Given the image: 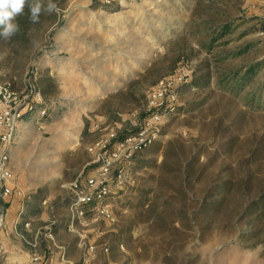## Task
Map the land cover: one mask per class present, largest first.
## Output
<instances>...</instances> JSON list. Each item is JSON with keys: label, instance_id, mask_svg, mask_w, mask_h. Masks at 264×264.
Wrapping results in <instances>:
<instances>
[{"label": "rangeland", "instance_id": "rangeland-1", "mask_svg": "<svg viewBox=\"0 0 264 264\" xmlns=\"http://www.w3.org/2000/svg\"><path fill=\"white\" fill-rule=\"evenodd\" d=\"M56 3L59 12L40 16L24 41L0 38V82L36 111L22 123L24 148L41 154L52 145L53 154L60 143L89 147L134 127L155 85L182 77L188 83L175 86L176 109L163 114L160 140L122 182L113 173L114 219L95 217L110 229L106 239L125 243L115 253L124 264H264V207L254 205L264 191V107L250 97L264 98V0ZM231 20L229 42L207 50L210 34ZM258 62L238 94L217 86ZM37 86L48 88L46 97ZM227 179L226 200L210 210ZM86 181L70 185L73 219L76 185Z\"/></svg>", "mask_w": 264, "mask_h": 264}, {"label": "crops", "instance_id": "crops-1", "mask_svg": "<svg viewBox=\"0 0 264 264\" xmlns=\"http://www.w3.org/2000/svg\"><path fill=\"white\" fill-rule=\"evenodd\" d=\"M22 123L10 150L14 190L6 197L0 193V264H29L34 253L48 257L51 264H124L115 253L124 250L125 243L106 239L110 229L101 221L104 218L99 221L89 211L73 219L69 212L70 185L95 176L89 144L60 143L53 154L52 145L45 148L48 152L30 153L22 143ZM114 186L107 199L111 209ZM49 223L52 237L46 236ZM29 241L40 243L33 248ZM90 245L93 253L86 249Z\"/></svg>", "mask_w": 264, "mask_h": 264}, {"label": "built area", "instance_id": "built-area-1", "mask_svg": "<svg viewBox=\"0 0 264 264\" xmlns=\"http://www.w3.org/2000/svg\"><path fill=\"white\" fill-rule=\"evenodd\" d=\"M183 79L179 76L163 78L155 85L148 97L146 116L140 122L135 135L116 142V131H110L88 147L97 166L95 176L88 178L86 184L81 187L76 185L77 190L72 202L74 217H85L90 211L99 217L114 219L113 209L107 202L111 193L113 173L116 172L114 179L122 182L129 176L128 169L134 157L160 140L163 134L162 116L165 112L176 109L174 90L178 84L188 83ZM33 107L29 102L20 106L19 97L12 86L0 82V193L3 197L11 195L14 190L10 150L19 124L24 119L34 118L36 111ZM45 113L46 111H41L42 116ZM46 236L52 237V234L49 232ZM39 243L40 241L28 242L33 248H37ZM86 249L91 253L95 251V247L91 245L86 246ZM104 251L108 252V248H104ZM47 258L34 253L29 264H51Z\"/></svg>", "mask_w": 264, "mask_h": 264}, {"label": "trees", "instance_id": "trees-1", "mask_svg": "<svg viewBox=\"0 0 264 264\" xmlns=\"http://www.w3.org/2000/svg\"><path fill=\"white\" fill-rule=\"evenodd\" d=\"M44 3L46 4L47 0H44ZM102 5H105V3H102ZM17 22L21 25V31H20V33H18L16 36H14L10 40L12 42L13 41H24L26 39V37L28 36V31L32 27V23H30L28 20V9L27 8L25 9V14L23 16L17 17ZM217 27L219 30L214 31L213 34H210V37L208 38V40L203 43L204 45H206L205 47L207 48V50H210V48H212V46L219 40H223V42H222L223 45L227 44L229 42L226 39L227 36L231 35V33H233L235 30L234 29L235 26H234L232 20L226 21L225 24L221 23ZM241 53L242 52H240L239 54H241ZM226 58L227 57H225L224 59H226ZM262 64L263 63L258 62L256 64L248 66L247 70L241 76H239L240 74L238 73V71H232L233 75H232L231 79L229 78L230 79L229 83L225 84L224 83L225 77H221L220 78L221 80L217 81L216 84L219 88H222L224 90H227V91L235 93V94H238L248 84V82L251 81L252 77L256 74L258 68ZM46 81L50 82L49 84H52L54 82V79L52 77H48L46 79ZM195 83L196 82L194 81V84ZM205 83L207 84L208 81H205ZM196 84H198V83H196ZM47 89H48L47 87H42L41 89L38 88V86L36 87V91H37L38 95H40L43 98L46 97L47 92L49 91ZM254 93L255 92H253L250 96L251 100L252 101L255 100L256 105L258 107H264V98H263L262 94H258L255 96ZM184 110H185V108H183V107H177V111H184ZM146 111H144L140 115H137V123L134 127H131V126L130 127H123L121 129L116 128V135L117 136H116L115 141L121 142L125 138H127L128 136L135 135L139 130L140 122L146 116ZM86 131H87V127L85 129V132ZM147 149H145V150H147ZM142 152H140V153H142ZM137 155L134 157V161H135V158L137 157ZM196 161L197 160L195 158L194 162H196ZM198 161H199V159H198ZM231 181L232 180L227 179V180L223 181V183L217 187V189L215 191L216 192L215 196H217V198L212 202L211 207L209 208L210 210L219 209L223 205L224 201L226 200V198L228 196V191H229V186H230ZM254 205L258 206L259 208L264 207V191H263L262 195L260 196L259 200Z\"/></svg>", "mask_w": 264, "mask_h": 264}, {"label": "clouds", "instance_id": "clouds-1", "mask_svg": "<svg viewBox=\"0 0 264 264\" xmlns=\"http://www.w3.org/2000/svg\"><path fill=\"white\" fill-rule=\"evenodd\" d=\"M28 9L30 23H39L42 14L51 15L58 13L59 8L56 0H0V38L10 41L21 31V25L17 17L25 14Z\"/></svg>", "mask_w": 264, "mask_h": 264}]
</instances>
